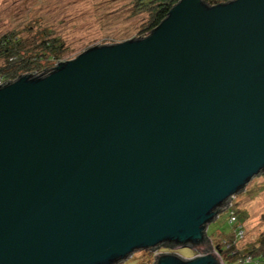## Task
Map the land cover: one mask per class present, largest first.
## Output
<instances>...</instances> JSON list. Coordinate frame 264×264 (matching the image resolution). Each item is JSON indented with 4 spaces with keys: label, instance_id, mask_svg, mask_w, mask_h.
I'll list each match as a JSON object with an SVG mask.
<instances>
[{
    "label": "water",
    "instance_id": "water-1",
    "mask_svg": "<svg viewBox=\"0 0 264 264\" xmlns=\"http://www.w3.org/2000/svg\"><path fill=\"white\" fill-rule=\"evenodd\" d=\"M262 174L264 0H179L0 85V264H223L207 227Z\"/></svg>",
    "mask_w": 264,
    "mask_h": 264
},
{
    "label": "rangeland",
    "instance_id": "rangeland-1",
    "mask_svg": "<svg viewBox=\"0 0 264 264\" xmlns=\"http://www.w3.org/2000/svg\"><path fill=\"white\" fill-rule=\"evenodd\" d=\"M133 0H0V35L21 31L29 23L38 21L52 28L64 44V54L59 62L74 59L93 46L118 44L141 38L140 29L147 20L145 14L130 17ZM25 32H20L25 37ZM231 205L242 222L243 234L238 248L243 253L258 247L264 240V174L254 177L244 191L234 196ZM233 225L223 212L208 225L206 235L213 240L228 235ZM264 249V248H261ZM158 253H176L191 258L196 253L188 247L178 250L158 248ZM256 252L254 255H257ZM144 251L134 252L120 264H152Z\"/></svg>",
    "mask_w": 264,
    "mask_h": 264
},
{
    "label": "trees",
    "instance_id": "trees-1",
    "mask_svg": "<svg viewBox=\"0 0 264 264\" xmlns=\"http://www.w3.org/2000/svg\"><path fill=\"white\" fill-rule=\"evenodd\" d=\"M179 0H133L130 17L145 14L147 20L142 24L140 35L146 37L166 17L168 11ZM214 5L229 0H203ZM25 32V37L20 32ZM141 37V38H142ZM134 39V38H133ZM64 54V44L60 36L56 35L52 28L41 26L38 21L27 24L21 31H9L0 35V85L14 81L26 74L40 75L49 72L59 62ZM231 205V204H230ZM227 221L233 225L232 231L226 236L211 240L206 239L213 246L220 249V258L223 264H264V240L258 247H251L249 252L243 253L238 248L240 233H243L242 222L236 217L234 207L227 205L225 211ZM158 248L169 250L168 246ZM173 250V249H171ZM156 251V250H155ZM152 258L155 252L144 251ZM258 256H255V253ZM249 259V260H248Z\"/></svg>",
    "mask_w": 264,
    "mask_h": 264
},
{
    "label": "built area",
    "instance_id": "built-area-1",
    "mask_svg": "<svg viewBox=\"0 0 264 264\" xmlns=\"http://www.w3.org/2000/svg\"><path fill=\"white\" fill-rule=\"evenodd\" d=\"M233 198H234V197H233ZM233 198H232V199H233ZM230 204H231V201L229 202V206H231ZM242 234H243V233L241 232V233H240V238L242 237ZM248 260H249V259H248Z\"/></svg>",
    "mask_w": 264,
    "mask_h": 264
}]
</instances>
